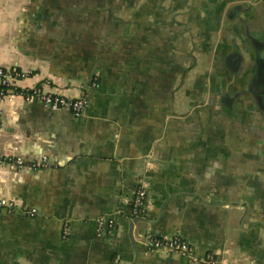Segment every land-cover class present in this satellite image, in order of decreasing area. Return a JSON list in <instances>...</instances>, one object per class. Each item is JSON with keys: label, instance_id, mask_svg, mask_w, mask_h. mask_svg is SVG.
<instances>
[{"label": "crops", "instance_id": "obj_1", "mask_svg": "<svg viewBox=\"0 0 264 264\" xmlns=\"http://www.w3.org/2000/svg\"><path fill=\"white\" fill-rule=\"evenodd\" d=\"M261 44L254 0H0V65L89 101L80 117L0 104V159L50 165L0 164V197L18 204L0 214V264H197L139 241L174 234L198 258L264 264V111L230 99ZM101 217L115 226L98 236Z\"/></svg>", "mask_w": 264, "mask_h": 264}, {"label": "built area", "instance_id": "obj_2", "mask_svg": "<svg viewBox=\"0 0 264 264\" xmlns=\"http://www.w3.org/2000/svg\"><path fill=\"white\" fill-rule=\"evenodd\" d=\"M33 75L31 69H25L18 64L12 66L0 65V104L7 102L14 104L21 99L25 102H38L44 107L52 110L67 109L74 116L80 117L85 114L89 101L85 96L70 98L63 94L48 90L45 83H35L28 87L19 84L22 80ZM92 89L97 86V82L92 83ZM2 123L0 122V127ZM6 163L14 171L35 170L39 168H48L49 162L47 156L36 160L27 159L21 155H14L5 159H0V164ZM149 203V194L147 184L140 181V184L132 198L131 214L133 218L145 215ZM18 209L15 200L0 197V214L13 213ZM22 212L29 216L37 215L38 211L33 207L22 208ZM115 221L112 218L101 217L97 220V235L101 236L106 230L114 228ZM70 231L69 223L64 224V235L67 236ZM139 241L150 249L159 253H172L188 257L197 262V264H221L222 255L220 252H207L203 258L195 256V246L179 234L170 236L145 235L139 238Z\"/></svg>", "mask_w": 264, "mask_h": 264}, {"label": "water", "instance_id": "obj_3", "mask_svg": "<svg viewBox=\"0 0 264 264\" xmlns=\"http://www.w3.org/2000/svg\"><path fill=\"white\" fill-rule=\"evenodd\" d=\"M264 44L256 47L255 66L248 79V86L236 96L230 95L234 100L237 96L245 93H251L257 102L259 109L264 111ZM241 82V81H240ZM243 83V81H242ZM190 259V258H189Z\"/></svg>", "mask_w": 264, "mask_h": 264}, {"label": "flooded vegetation", "instance_id": "obj_4", "mask_svg": "<svg viewBox=\"0 0 264 264\" xmlns=\"http://www.w3.org/2000/svg\"><path fill=\"white\" fill-rule=\"evenodd\" d=\"M254 1H255V5L261 6L262 8H264V0H258V1L257 0H254ZM232 85H234V84H232ZM236 86H237V84H236ZM244 87H245V82H244V84L241 83V82L238 83V88H236L233 91V95L235 96V95L239 94L243 90ZM224 95H225V93H224ZM239 100H241L243 103L246 102V104L248 102H250L252 104V106L255 105V101H256V100H254L253 96L251 94H249V93L248 94H241V99L239 98ZM261 110L262 109H259V108L256 107L255 110H254V112H253V114H257L260 117L261 114L263 113Z\"/></svg>", "mask_w": 264, "mask_h": 264}]
</instances>
